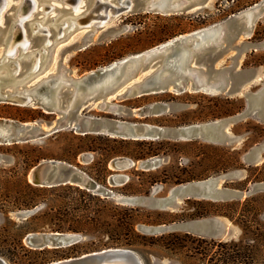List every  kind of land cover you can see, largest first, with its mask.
Segmentation results:
<instances>
[{
    "label": "rangeland",
    "instance_id": "obj_1",
    "mask_svg": "<svg viewBox=\"0 0 264 264\" xmlns=\"http://www.w3.org/2000/svg\"><path fill=\"white\" fill-rule=\"evenodd\" d=\"M21 1L10 0L7 8ZM38 1V10L26 24L29 39L32 21L44 19L45 3L57 4L46 26L53 23L54 16L62 14L59 23L72 17L63 0ZM86 9L80 10L81 17L88 14ZM12 12L5 13L3 20ZM249 13H254L251 33L233 43L217 63L220 69L240 70L244 81L254 77L240 94L167 91L128 99L114 96L109 107L91 101L87 115L151 125L162 129L163 137L123 140L67 129L28 142L0 143V257L9 264H48L108 248H129L144 264H220L224 249L219 245L245 241L248 248L243 264H264V245L259 247L256 240L259 232L264 233V0H213L201 10L175 14L124 13L106 19L93 43L82 50L75 45L89 34L88 29H78L57 45L53 63L27 87L51 73L78 79L176 38L219 25L228 29L230 21ZM96 21L90 19L83 26ZM57 35L53 30V42ZM100 35L104 38L98 39ZM32 43V50L41 49L44 39ZM3 50L1 47L0 56ZM28 69L25 67L19 79ZM218 77L225 80L223 75ZM25 110L45 116L31 120ZM142 111L149 113L142 116ZM61 113L32 105L0 104V121L19 124H54ZM222 122L226 123L218 139L201 133L175 136L192 126ZM52 160L77 167L92 185L49 188L31 183L32 169ZM204 181H215L216 188L230 196L175 197L180 188ZM24 201L35 205L30 209L20 206ZM125 209H133L130 228L120 216L128 217ZM206 211L214 213L192 217ZM244 215L252 222L254 234L243 230L240 218ZM201 222L212 223L215 232ZM38 233L64 234L73 243L37 249L28 236ZM170 234H178L180 244L173 245L176 240ZM162 236L167 237L164 244L154 245L153 237ZM129 241L132 246L126 245Z\"/></svg>",
    "mask_w": 264,
    "mask_h": 264
},
{
    "label": "water",
    "instance_id": "obj_2",
    "mask_svg": "<svg viewBox=\"0 0 264 264\" xmlns=\"http://www.w3.org/2000/svg\"><path fill=\"white\" fill-rule=\"evenodd\" d=\"M80 9L87 7L90 13L86 16L96 17L92 14L104 10L101 17H113L124 13L156 12L162 14H175L183 11H198L211 5L213 0H81ZM1 2V0H0ZM79 0H65L74 14V5ZM86 4V5H85ZM1 6V4H0ZM12 5L5 13L6 20L0 23V48H5L11 37L12 28L18 21V7ZM67 10V9H65ZM4 13V14H5ZM35 15V14H34ZM27 24V23H26ZM106 25L105 22H94L88 29L89 37L75 45V49L82 50L90 46L95 40L99 30ZM254 26V13L238 16L228 23V29L224 25L203 30L192 35L182 36L167 44L157 46L142 54L131 56L122 61L115 62L107 67L93 70L82 77L75 79L66 75V83L57 96L45 99L44 96L54 94L50 84L33 83L29 89L37 88L35 93L24 90L26 85H18L13 80L2 77L0 84V104H11L22 107L34 106L43 108L48 113L61 111V116L54 124L31 125L19 124L12 121H0V143H20L36 139L46 138L63 130L71 129L81 135L107 134L112 138L123 140L132 139H156L164 136L160 128L136 124L115 119L101 120L87 115L91 107V101H100V104L110 106V97H142L160 92H174L177 94L198 91H218L228 95L240 94L250 80H243L240 70L236 72L227 68L217 67L225 51L231 45L241 39L243 35H249ZM30 29H32L30 27ZM77 30L79 28H76ZM53 32V28H51ZM57 32V31H56ZM104 38L100 35L98 39ZM47 39L45 35H33L32 41ZM61 39H57L59 43ZM33 44V43H32ZM44 45V44H43ZM32 60L22 61V71L28 67L27 73L32 68ZM1 68V67H0ZM1 70V69H0ZM20 73V74H21ZM59 75V73H57ZM223 75L225 80L218 76ZM30 76V75H29ZM53 77V75H51ZM54 78V77H53ZM52 78V81L54 80ZM15 93L22 94L17 98ZM66 95V99L62 98ZM150 111V109H148ZM159 112L161 110H158ZM158 112V113H159ZM144 113V114H142ZM149 112H140V115H148ZM226 122L220 124H208L204 127L192 126L183 129L176 137H194L204 134L210 139L222 137L221 129ZM204 129V130H203ZM31 183L41 187H56L66 184H78L91 186L88 177L73 165L49 161L43 162L32 169L29 175ZM230 194L216 188L215 181L198 182L180 188L175 197L187 198H226ZM177 199V198H176ZM204 228L214 233L212 223L201 222ZM32 247L37 249L62 248L71 245L72 238L59 233H38L28 236ZM0 264H9L0 257ZM48 264H144L139 255L129 248H108L100 251L86 253L78 257L63 259Z\"/></svg>",
    "mask_w": 264,
    "mask_h": 264
},
{
    "label": "bare ground",
    "instance_id": "obj_3",
    "mask_svg": "<svg viewBox=\"0 0 264 264\" xmlns=\"http://www.w3.org/2000/svg\"><path fill=\"white\" fill-rule=\"evenodd\" d=\"M9 1L10 0H1L0 2L1 4L0 23H2L3 21V15L5 13V10L7 9V5L9 4ZM53 1L56 2L60 0H52V2ZM64 2L65 0H63V3ZM39 3L40 2L38 0H22L19 3L18 21L15 23L14 27L12 28L11 37L7 43V46L3 50L2 55L0 56V67H1L0 72L4 70V73H1V76L13 80L14 83H17L20 86L26 85V88L24 90L26 93L28 92L35 93L37 91V88L29 89L30 86L27 87V85L33 82L36 78H38L40 75H42V73H44L48 69L49 65H51L50 63L52 62V60L55 59V56H52V53L55 51L59 43H62L63 41L65 42L71 35H73V33L77 31L76 28L82 29L87 27L86 25L83 26V23L89 21L90 19H97L102 23L106 19H108V17H103V16L101 17V15L103 14L105 16L104 10L92 14L93 16L96 17H89L88 19H86V16L89 15L90 12H88V14L85 17H81L80 7L82 1L79 0V2H77L73 7L75 13L71 15L72 17L65 18L63 21L59 23V19L63 17L61 16L62 14H60V16H54L52 21L53 23H51L50 26L48 25L46 26L52 14L57 10L56 7L57 4L53 5V3L52 4L45 3L43 10L40 9L42 10L41 12H43L44 14V17H42L44 18L43 21L42 22L34 21V23L32 21L30 27L32 28L31 36L40 34L47 36V39L44 45L40 47L41 49L32 50V42H31L32 39L28 38L26 23L32 20L34 14L39 8L40 5ZM64 4L66 5V3ZM93 23L94 22H91V24ZM91 24H89V26ZM51 28L57 31V34L59 35L57 39H61L59 43H57V39L54 42L52 41ZM31 58H33L32 68L23 79H19L20 73L22 71V61ZM51 75H53L54 78ZM44 77L47 78L43 80L41 83L50 84L51 87L55 90L54 94L44 96L45 99H51V97H54L56 100H58L57 96L59 95L61 88L65 84H67L66 74L61 73L58 75L57 73H51ZM52 78L54 79L53 81ZM41 79H39L34 83L39 82ZM2 83L3 80L0 79V84ZM21 95L22 94L20 93H15L14 95H12V97L17 98L18 96Z\"/></svg>",
    "mask_w": 264,
    "mask_h": 264
},
{
    "label": "trees",
    "instance_id": "obj_4",
    "mask_svg": "<svg viewBox=\"0 0 264 264\" xmlns=\"http://www.w3.org/2000/svg\"><path fill=\"white\" fill-rule=\"evenodd\" d=\"M26 113H28L27 115V118L28 119H31V120H36L38 119L40 116H45V114H43L42 112H37V111H33V110H25ZM89 136V135H87ZM31 187V186H30ZM32 189V187H31ZM33 202L31 201H24L20 206L22 207H26L28 209H30V207L32 208L33 207ZM19 208V207H17ZM130 211H133V209H125V214H129L128 217H126L125 215H120L122 216V220H124V225L127 224V226H129V228L131 227L130 223L128 222V220H131L132 218V215H130ZM214 212H203V213H200L198 215H195V216H192L193 218H196V217H205V216H208L210 214H212ZM120 218V217H119ZM127 219V220H126ZM240 222H241V225H242V228L245 232H252L254 234V231L253 229H255L252 225V222L247 220L245 218V215L242 216V218H240ZM258 231V230H257ZM131 232H132V228H131ZM188 235V234H187ZM170 239L172 240H176L174 241L175 243H173V245H178L180 243H177V240L179 239V235L178 234H170ZM167 237L165 236H162V237H159V238H156V237H153V240H154V245H163L164 244V239H166ZM256 240H257V243L259 244V247L260 246H263L264 245V233H261L259 232L257 235H256ZM131 241H129V243H127L126 245L128 246H132L133 243H130ZM223 250L222 252V256L219 257L218 261L221 262L220 264H243L245 263V249L248 248L247 244H245V241H240V242H232V243H226V244H221L219 245Z\"/></svg>",
    "mask_w": 264,
    "mask_h": 264
}]
</instances>
